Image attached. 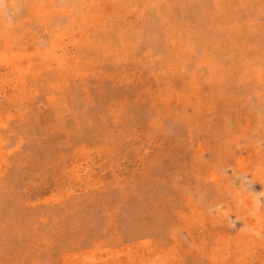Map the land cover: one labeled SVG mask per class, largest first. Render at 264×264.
Wrapping results in <instances>:
<instances>
[{"label":"rangeland","instance_id":"rangeland-1","mask_svg":"<svg viewBox=\"0 0 264 264\" xmlns=\"http://www.w3.org/2000/svg\"><path fill=\"white\" fill-rule=\"evenodd\" d=\"M0 264H264V0H0Z\"/></svg>","mask_w":264,"mask_h":264}]
</instances>
